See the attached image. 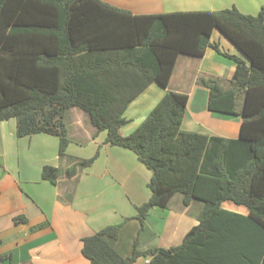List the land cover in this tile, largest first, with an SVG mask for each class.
I'll use <instances>...</instances> for the list:
<instances>
[{
    "label": "trees",
    "instance_id": "16d2710c",
    "mask_svg": "<svg viewBox=\"0 0 264 264\" xmlns=\"http://www.w3.org/2000/svg\"><path fill=\"white\" fill-rule=\"evenodd\" d=\"M215 28L243 57L210 42ZM209 46L234 62L230 87L216 78L199 83L210 111L241 117L237 138L182 130L188 95L175 91L120 134L128 105L152 82L166 87L179 54L199 57ZM71 108L106 132L105 144L133 151L151 171L140 223L177 193L185 206L200 203L197 223L169 248L140 251L135 241L124 257L106 239L121 224L84 236L90 264H133L139 256L145 264H264V4L255 15L235 7L133 14L103 0H0V120L14 118L17 137L56 136L63 158ZM98 153L65 174L90 166ZM41 175L56 184L60 170L43 165Z\"/></svg>",
    "mask_w": 264,
    "mask_h": 264
},
{
    "label": "crops",
    "instance_id": "0c3cea01",
    "mask_svg": "<svg viewBox=\"0 0 264 264\" xmlns=\"http://www.w3.org/2000/svg\"><path fill=\"white\" fill-rule=\"evenodd\" d=\"M103 1L133 14L235 7L242 13L255 15L264 4V0ZM210 42L217 43L222 52L243 57L216 28ZM234 67L231 59L210 46L199 57L179 54L167 86L152 82L128 105L124 112L127 122L120 127V134H127L123 128L136 117L132 107L143 105L138 118L143 120L165 92L175 91L188 95L182 130L237 138L241 117L210 111L208 89L199 83L200 78H216L222 87L229 88ZM73 111L78 115L72 118L76 119L73 126L67 125L70 142L63 158L58 156L56 136L36 133L17 137L15 119L0 120V264H90L81 253V239L114 224H121L116 238L106 239L124 257L131 255L135 241L140 251L180 244L184 234L197 223L199 211L189 213L193 201L185 206L182 197L179 200L184 214L191 217L185 218L166 207L153 208L140 223L135 217L137 206L150 197L147 184L151 171L133 151L105 144L106 132L97 133L87 113L79 114L83 112L80 109ZM90 143L93 150L102 146L97 159L88 168L67 176L65 169L81 160L80 149ZM43 165L60 169L56 184L42 178ZM223 205L238 210L229 201ZM18 217L26 221L15 222ZM146 262L145 257L139 256L133 264Z\"/></svg>",
    "mask_w": 264,
    "mask_h": 264
},
{
    "label": "rangeland",
    "instance_id": "374dc122",
    "mask_svg": "<svg viewBox=\"0 0 264 264\" xmlns=\"http://www.w3.org/2000/svg\"><path fill=\"white\" fill-rule=\"evenodd\" d=\"M180 60H182V58ZM146 95L149 96L148 93H146ZM142 108H143V105H137L136 107H132L131 110L136 113V117L130 123V125H127V126H125L123 128V132L124 133H127V134L131 133L143 121L142 119L141 120H138V118L140 116L139 112H140V110ZM73 110H78V109L77 108L76 109H70V111H67L65 113V121H66L67 125H70L71 124L73 126V124L76 123V119H72V118H73V116H75L74 114H76V115H78V114H77V112H75L73 114V112H74ZM80 112H82V111H80ZM79 114L82 115V114H86V113L85 112H82V113H79ZM85 128H86L85 132H88V128L87 127H85ZM129 129H131V130H129ZM93 147L94 146L91 143L89 145L83 146V148L80 149V151L82 152V156H81L82 158L81 159H86V158L92 157V155H94V153L96 152V150H93ZM101 148H102V146L101 147H97V149H99V151L101 150ZM97 157H96V159H97ZM88 167H86V168H88ZM86 168H82V169L80 168L79 170L82 171L83 169H86ZM181 197H182L181 194H178V193L175 194L172 197V199L170 200V202L168 203V205L166 206V208L167 209L169 208L168 210H171L173 212L176 210L179 213H182L185 216V218L191 217L190 214H195V213H197L200 210V208H199V206H200L199 201H193L192 204H191V207H190V211H189L190 214L189 213H185L184 214V207H183L182 203L179 202V200H180ZM231 206H233V205H231ZM183 219H184V217H183Z\"/></svg>",
    "mask_w": 264,
    "mask_h": 264
}]
</instances>
